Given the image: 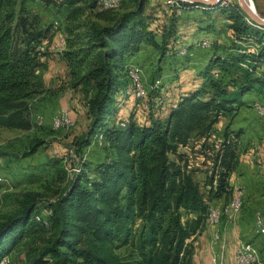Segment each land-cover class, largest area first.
Returning a JSON list of instances; mask_svg holds the SVG:
<instances>
[{
	"label": "trees",
	"instance_id": "obj_1",
	"mask_svg": "<svg viewBox=\"0 0 264 264\" xmlns=\"http://www.w3.org/2000/svg\"><path fill=\"white\" fill-rule=\"evenodd\" d=\"M128 1L132 7L123 8ZM49 2L54 13L66 14L60 57L70 89L81 94L90 116L76 153L98 137L108 153L92 169L82 163L72 176L52 160L60 188L45 199L38 192L19 195L16 211L0 222V264L20 246L27 248V264H192L190 239L206 224L210 202L231 193L241 134L224 127L205 172L204 191L179 149L187 148L193 136L205 141L221 118H235L244 95L255 92L264 99V27L238 4L182 3L185 10L219 12L230 22L227 28L236 42L231 38L229 46L213 45L198 74L199 88L181 96L165 118L153 116L160 106L150 107L147 123L138 125L133 111L127 119H115L117 96L131 85L126 61L142 45L161 58L173 52L174 46L168 47L179 16L170 12L158 43L147 0H121L118 8L112 0ZM86 11L93 13L92 21L79 18ZM39 21L23 0H0V129L32 128L28 101L42 89L45 53L40 48L50 39V28L41 29ZM249 44L255 45L254 54L245 51ZM158 90L150 91L153 99ZM41 201L45 219L40 218Z\"/></svg>",
	"mask_w": 264,
	"mask_h": 264
},
{
	"label": "rangeland",
	"instance_id": "obj_2",
	"mask_svg": "<svg viewBox=\"0 0 264 264\" xmlns=\"http://www.w3.org/2000/svg\"><path fill=\"white\" fill-rule=\"evenodd\" d=\"M16 1L19 4L22 0ZM23 1L26 11L30 15L33 14L39 17V27L41 29L50 28V39L44 40L40 48L41 52L45 53V56L41 59L45 65V69L40 71L42 89L28 101V115L32 128L29 131L0 129V222L3 218L16 211L17 200L20 194L24 192H38L45 199L51 197L52 193L58 192L60 186L56 181V173L52 160L60 161V166L65 169L68 176H72L82 163L85 162L92 169L95 163L102 161L108 153L101 137L90 139L89 146L82 148L80 154L76 153V142L86 133L90 116L86 101L81 94L70 89L67 76L68 70L60 57V49L65 45L66 34L64 32H66L65 26L68 22L65 12H61L60 14L54 13L51 5L53 3H50L49 0ZM52 1L59 2L60 0ZM112 2L117 6L115 8H118L121 0H112ZM166 2L178 12L175 15L179 16L180 24L187 25L189 18L196 22L199 17H202L201 26L206 27V25L212 24L211 30H215V34L218 36L223 34L220 38L222 42L227 40L225 25L221 24L225 19L224 16L217 11L205 13L200 7L198 9L185 10L182 5L185 2L182 0H147L146 9L147 13L153 16V25H151L154 30L160 29L164 23H167L170 17L171 11L167 8ZM222 2L223 5L238 4V0H222ZM255 5L254 8L257 15L264 17V0H255ZM125 7L131 8L132 1L124 2L123 8ZM79 18L82 21H92L93 13L86 11ZM183 19L184 21H182ZM154 21H157V23L154 24ZM183 34H185L184 31ZM194 39V43L190 45H178L175 48L177 50L174 51L173 49L172 56L174 53H177L179 56L186 55L185 57L189 58L190 61H195L200 58V55H204L203 57L206 58L213 51L215 43L211 49H204L210 47L209 43L208 46H203L202 48L196 45L201 41L211 43L206 29L198 30ZM187 47H190V49L188 50ZM244 47L245 51L249 54H254V51L257 50L255 45L251 44L244 45ZM149 52H151L150 55L148 53L144 54V58L147 59V62L145 61L146 64L142 66L138 63L137 65L141 69L142 74L138 68L128 63L126 64L125 72L129 77L131 73L137 72L139 74V83L137 76L133 74L136 86H133L134 83L130 77L131 85L127 86L128 88L120 96H117L118 114L115 118L116 121L127 119L130 112L137 107L138 112H136L135 121L138 125H143L147 121L149 110L161 107L164 103L165 97L162 88L166 83L171 82L173 76L170 75V78L162 77V74H167V72L162 73V71H165V67H168L167 62L170 59H162L159 52L154 48L149 49ZM129 63L134 64L135 62L131 60ZM171 73L174 74V71ZM139 88L148 94L147 98H138L136 100ZM157 90L159 95L153 99L155 95L151 94L150 91ZM150 94L152 96H149ZM126 100L131 103H125ZM261 105H264V102L257 106ZM251 109L254 115L257 116L253 110V106ZM257 112L259 113V111ZM257 118L261 132L263 133L264 120H261L258 116ZM226 125H229L228 131H237L233 129L235 128L234 118H221L205 141H202L198 136H193L187 148L179 149V152L187 155L190 169L195 170L194 177L201 186L202 191L205 190L203 185L206 178L205 172L211 168V161L216 149L215 146L222 140L223 129ZM259 141L258 144L261 150L264 151V146H262L264 145L263 138L260 137ZM242 147L243 145L240 146L238 144L239 152L242 151ZM31 151H33V154H31ZM205 158L206 160H204ZM262 163L264 164V157ZM262 184H264V176ZM232 198L233 193L229 203L222 208H217V210L221 212L225 211L230 205ZM242 202L243 204H241L238 210H228L221 217L222 220V218L231 219L238 216V225L240 224L245 232L238 242L240 244H237V249L235 248L232 264H235L236 258H239L242 254L243 246H240L243 243H251L254 245V250H257L258 255L255 254V263L253 264H264V232L260 230L261 227L256 228L255 222V216L259 212L264 217V194L254 205L250 202L245 204L244 200ZM43 203L45 204L42 201L40 203V208H42L40 218L45 219L48 212L43 209ZM263 217L261 218L264 219ZM206 224L217 225L211 221L210 214L207 216ZM35 246L40 247L41 243ZM26 250L27 248L20 246L1 264H27ZM121 252L124 254V249Z\"/></svg>",
	"mask_w": 264,
	"mask_h": 264
},
{
	"label": "crops",
	"instance_id": "obj_3",
	"mask_svg": "<svg viewBox=\"0 0 264 264\" xmlns=\"http://www.w3.org/2000/svg\"><path fill=\"white\" fill-rule=\"evenodd\" d=\"M190 20L191 18H189V21H187V25H183L182 23H179L178 19L176 38L169 44L168 48L174 46L173 49L175 51L177 50L175 48L178 45L187 46L194 43V36L198 32V30L206 29L208 26H201L200 23L203 21L202 17H199L198 21L196 22L192 20L191 22ZM182 21H184V19ZM156 23L157 21H154V24ZM229 23L230 22L226 19L221 22V24L225 25L224 28L226 29V36L229 38H227V40L225 41L226 44L220 39L223 34L218 36L214 33L215 30H211V28L206 29L207 35L210 38L209 40L211 41V43L208 42L210 47H212L214 43L217 46H229V42L232 38L231 31L227 28V25ZM152 25L150 26V29L153 30L154 28H152ZM154 31L156 34V41L160 43V29H156ZM183 31L185 34H183ZM203 42L201 41L196 45L199 46ZM63 49L64 46L60 49V52H62ZM149 49H152V47L149 45H142L141 50L133 57H130L126 61V63L138 68L141 71V69L137 65L138 63H140V65L142 66L146 64L145 61L147 59L144 58V54L148 53V55H150L151 52H149ZM187 49L189 50L190 47H187ZM221 52L222 51L220 50L217 53L221 54ZM213 53L214 51H212L206 58L203 57L204 55H200V58H198L197 60L190 61L189 58L185 57L186 55L179 56L177 53H174V55L172 56L171 51L166 52L163 58L170 60L167 62L168 67H165V71H162V73L167 72V74H162V77L165 76L167 78H170V75H172L173 78H171V82L166 83L162 88L165 100L159 110L153 113L154 117L165 118L168 115L169 110L176 105L181 96H184L190 91L199 88L202 81L198 74L207 65ZM131 60H134L135 63H129L131 62ZM173 71L174 74L171 73ZM259 99L260 96L255 92L244 95L242 98L244 105L238 110V113L234 118L235 128L233 129H236L237 131L239 130L241 132L242 135L239 138L238 143L240 144V146L243 145V149L241 152H239L238 166L229 178V188L231 192L229 197H232V193L233 198L236 197V194L238 192L237 189L238 187H240L242 188V201L244 200L245 204L250 202L253 205L256 204L259 201V198L264 194V184H262V178L264 176V164L262 163L263 151L258 144L260 142V137L263 138L264 141V132H261L258 118L254 115L251 109L252 105L255 104V112L258 113L256 106L259 104H263L264 102L263 97L261 100ZM125 103L130 104L131 102L126 100ZM133 112L136 116V112H138L137 107H135ZM229 197L223 196L219 199L213 200L212 202H210L209 206H217L218 208H222L229 203L231 199ZM228 210L238 209H233L229 205L223 212L219 210L216 211L220 212L222 217V215H224L225 212L227 213ZM261 217H263L262 213ZM211 221L215 224L219 223L215 222L212 218ZM238 223L239 217L237 216L231 219L222 218L221 222L217 225L205 224L206 226L202 229V231L198 235L190 239V243L193 247L192 264H232L235 248L237 249L238 245L240 244H238L240 238L245 234V232L243 231L244 229L240 224L238 225ZM242 246L243 244L240 247ZM255 254L258 255L257 250Z\"/></svg>",
	"mask_w": 264,
	"mask_h": 264
},
{
	"label": "built area",
	"instance_id": "obj_4",
	"mask_svg": "<svg viewBox=\"0 0 264 264\" xmlns=\"http://www.w3.org/2000/svg\"><path fill=\"white\" fill-rule=\"evenodd\" d=\"M166 5H167V8L171 12H174L173 8L169 4H167V2H166ZM175 14H178V13H175ZM209 48L211 49V47L204 48V49H209ZM134 74H135V72H134ZM136 76L138 78V83H139V75H136ZM138 98H147V94L142 92L140 90V88H139L138 93L136 95V100ZM252 106H253V110L255 111V104H253ZM62 114L66 116L65 113L62 112ZM256 114L261 120H264V112L263 113H256ZM263 157H264V151H263ZM241 194H242V188L238 187V192L236 194V203H237V200L241 197ZM216 209H217V206H209L208 212H214V217H215ZM259 213L256 214V216H255L256 228L261 227V224H264V222H259ZM253 263H254V245L251 243H243L242 254L239 256V258H236L235 264H253Z\"/></svg>",
	"mask_w": 264,
	"mask_h": 264
},
{
	"label": "water",
	"instance_id": "obj_5",
	"mask_svg": "<svg viewBox=\"0 0 264 264\" xmlns=\"http://www.w3.org/2000/svg\"><path fill=\"white\" fill-rule=\"evenodd\" d=\"M184 2L190 3V4H196V5H203V6H217L218 3L214 2V0H182ZM249 4L245 2V0H238V5L241 8V10L247 15V17L252 20L255 24L259 26L264 27V17H260L255 12V8L253 5V2L251 0H248Z\"/></svg>",
	"mask_w": 264,
	"mask_h": 264
},
{
	"label": "bare ground",
	"instance_id": "obj_6",
	"mask_svg": "<svg viewBox=\"0 0 264 264\" xmlns=\"http://www.w3.org/2000/svg\"><path fill=\"white\" fill-rule=\"evenodd\" d=\"M205 1H209V0H205ZM219 1L220 0H214V2H216V3H219ZM184 2V1H183ZM245 2L247 3V4H249V1L248 0H245ZM185 3H187V2H185ZM174 9V8H173ZM174 12L175 13H178V12H176L175 11V9H174ZM64 40V39H63ZM238 44H240L241 45V42H239ZM199 46H208V42H203L201 45H199ZM133 74L134 73H131V78H132V80H133V86H136L135 85V78H134V76H133ZM135 74L136 75H139V74H137V72H135ZM136 77V76H135ZM130 78V79H131ZM142 91V90H141ZM143 92V91H142ZM145 93V92H144ZM148 95V94H147ZM257 110L259 111V113H263L264 112V105H261V106H257ZM242 195V194H241ZM241 204H242V199H241V197L237 200V203H236V197H234L233 199H232V201H231V204H230V206L233 208V209H239L240 207H241ZM218 208V207H217ZM217 210V209H216ZM210 216H211V218L215 221V222H219L220 221V219H221V213L220 212H218V211H216V214H215V217H214V212H210ZM261 212H260V214H259V222H260V219H261V222H264V219H262L261 217ZM260 230L262 231V232H264V224H261V228H260ZM255 253H256V250H254V263H255Z\"/></svg>",
	"mask_w": 264,
	"mask_h": 264
}]
</instances>
